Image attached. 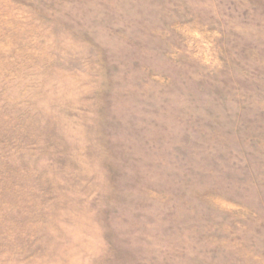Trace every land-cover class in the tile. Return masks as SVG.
<instances>
[{
    "label": "rangeland",
    "instance_id": "rangeland-1",
    "mask_svg": "<svg viewBox=\"0 0 264 264\" xmlns=\"http://www.w3.org/2000/svg\"><path fill=\"white\" fill-rule=\"evenodd\" d=\"M0 264H264V0H0Z\"/></svg>",
    "mask_w": 264,
    "mask_h": 264
}]
</instances>
